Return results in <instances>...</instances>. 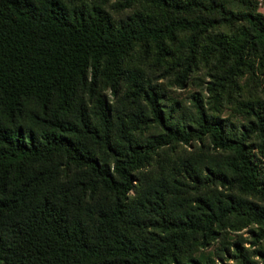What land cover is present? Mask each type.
Wrapping results in <instances>:
<instances>
[{"label":"trees","instance_id":"obj_1","mask_svg":"<svg viewBox=\"0 0 264 264\" xmlns=\"http://www.w3.org/2000/svg\"><path fill=\"white\" fill-rule=\"evenodd\" d=\"M232 1L0 0V264H212L233 209L264 235V90L234 123L166 87L216 108L264 69Z\"/></svg>","mask_w":264,"mask_h":264},{"label":"rangeland","instance_id":"obj_2","mask_svg":"<svg viewBox=\"0 0 264 264\" xmlns=\"http://www.w3.org/2000/svg\"><path fill=\"white\" fill-rule=\"evenodd\" d=\"M238 3V0H233L231 6L237 7ZM253 3L256 9L264 16V0H253ZM239 35L242 37V30H240ZM248 74L249 72L246 73V79ZM199 76L205 78V80L210 79V76L206 75L203 71L199 73ZM252 77L253 79L248 80V84H245L246 79L242 78L240 83L230 90V99H226V97L220 99L216 108L214 106L215 102L212 98V92L208 90L206 85L200 83L198 80H189L185 82L183 86L172 85L170 88L168 86L166 87L168 93L171 91L174 96L180 99L187 112L192 111L193 103H195L194 98L197 97L210 110L217 111L218 109L221 116L234 121V123H240V121L245 119L244 114H247V108L253 110V104L249 102L250 99L254 101L259 100L258 102L260 103L261 100L264 101V93L262 97H260L261 100L256 97L248 96L249 94H254V91L260 94L261 90H264V69L258 68L252 73ZM254 85H256V87L253 91L252 87ZM192 93L197 96H192ZM244 100L245 106L243 104ZM254 107H257V102L254 104ZM261 110L263 113L264 109ZM148 131L152 132L155 130L151 127ZM187 150L188 149L185 147H178L171 152V154L173 156L187 154ZM255 160L259 163L262 170H264V155H257ZM220 187L221 186H219V188ZM201 191L204 192L203 190ZM234 193L237 196L245 195L252 199V197H250L252 195L241 193L238 190H235ZM216 203V206L220 204L224 205L223 201L220 203V201L217 200ZM248 221L244 213L238 214V212L233 209V211L229 212V215L225 217L224 223H226V225L221 229V232L217 234V237L208 244H203L204 242L199 243L194 253H196L200 259L210 257L212 264H242V260L250 264H263L264 235H259L261 231L259 223Z\"/></svg>","mask_w":264,"mask_h":264}]
</instances>
